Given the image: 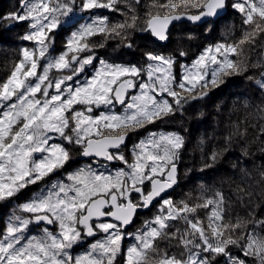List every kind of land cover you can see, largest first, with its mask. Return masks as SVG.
<instances>
[{"label": "snow or ice", "instance_id": "obj_1", "mask_svg": "<svg viewBox=\"0 0 264 264\" xmlns=\"http://www.w3.org/2000/svg\"><path fill=\"white\" fill-rule=\"evenodd\" d=\"M120 4L135 13L143 0H22L20 11L0 17L25 22L22 39L34 44L22 49V59L0 83V203L16 201L0 228V264H118V257L120 264H264V211L253 208L249 219L225 222L227 200L220 190L201 196L202 203L175 202L168 190L177 184L185 138L148 130L180 111L187 100L207 96L224 77L241 74L233 57L254 41L256 32H264V0H234L231 5L228 0H153L149 7L163 11L147 12L141 30L159 41L169 39L173 21L198 22L229 6L243 14L245 24L255 25L238 42L206 46L190 65H180L181 75L174 69L178 57L187 55L182 50L167 56L146 51L144 64L110 63L96 54L103 44L93 43L92 37L134 29L137 16L113 26L104 15L79 27L73 18L77 11L98 9L127 15ZM192 8L194 14L188 11ZM64 17L70 34L53 56L54 30ZM133 44L129 40L126 47ZM251 67L261 71L247 79L264 92V62ZM258 111L264 113V106ZM142 131L147 134L126 155L127 141ZM259 131L264 134V125ZM246 134L247 127L241 131L234 123L225 142ZM225 150H212L203 168L214 167ZM260 175L264 178V171ZM33 186L38 190L20 202ZM234 191L240 201L252 195L240 184ZM157 204L153 218L129 233L140 210ZM200 209L209 210L203 220L196 215ZM172 221L186 227L171 231ZM33 231L38 234L30 235ZM234 233L240 234L233 238ZM129 235L134 242L125 248ZM163 240H174L183 251L170 253L161 248ZM85 244L84 251L74 254Z\"/></svg>", "mask_w": 264, "mask_h": 264}, {"label": "trees", "instance_id": "obj_2", "mask_svg": "<svg viewBox=\"0 0 264 264\" xmlns=\"http://www.w3.org/2000/svg\"><path fill=\"white\" fill-rule=\"evenodd\" d=\"M152 2L153 0H143V4L135 13L128 11L124 4H120L119 7L127 11V15L105 10L108 13L109 26L123 24L126 20L131 23L132 15H136L137 20L134 29L128 28L123 31L117 29L121 31V35L113 33L107 37L104 35L92 37L93 43L103 44V47L96 48V54L110 63L142 64L146 50L138 49L137 46L154 45L149 32L141 30L145 27L146 13L163 11L150 8ZM21 3L22 0H0V17L13 11H20ZM188 11L194 14L196 9ZM231 13L232 10L228 7L227 14L222 19L202 27L187 24L172 27L169 32L171 54L181 50L187 53L186 56L178 57V64L192 60L198 51L206 46L224 41L235 43L243 39L245 33L254 31L255 25L245 24L242 13L237 10L234 15ZM256 19L259 21V17ZM62 21L66 22L65 27L68 28L67 18H62ZM76 22L79 24L81 20ZM27 30L25 22L13 23L3 20L0 23V83L7 79L14 65L21 59L20 47L25 43L22 36ZM59 33H62L58 37L61 41L55 40L62 50L69 31ZM129 40L134 41L132 48L126 47ZM241 47L242 54L233 57L240 64L241 74L224 77L223 83L216 91L211 88L207 96L187 100L180 111L160 122V128L165 132H178L185 138V146L180 151L177 162L178 185L171 193V198L175 202L184 200L190 204H198L202 203L201 196L211 197L216 190H220L227 200L224 220L225 222L230 220L232 223L238 218L249 219L247 213L253 208L258 213L264 211V178L260 175L261 171H264V134L259 131L261 125H264V119L261 118L264 113L258 111L260 106H264L262 105L264 92L247 79L249 75L261 71L259 68H252L251 65L257 61L264 62V32H256L254 41ZM234 123L241 125V131L247 127V134L243 137L234 136L231 143L226 144L225 137L232 131ZM221 148L226 150L218 163L212 168H203L211 151ZM241 169L246 170L248 175L244 176ZM237 184L250 190L251 197L245 196L243 201L238 200L234 191ZM208 211L200 209L196 215L203 220ZM171 223L174 225L171 231H175L176 228L183 230L186 227L183 221ZM239 234L234 233L233 238ZM160 246L167 247L170 253L176 255L183 251L176 246L174 240L170 243L163 240ZM237 252L238 249L233 248V253Z\"/></svg>", "mask_w": 264, "mask_h": 264}, {"label": "rangeland", "instance_id": "obj_3", "mask_svg": "<svg viewBox=\"0 0 264 264\" xmlns=\"http://www.w3.org/2000/svg\"><path fill=\"white\" fill-rule=\"evenodd\" d=\"M231 2L233 3L234 0H231ZM230 8H231L232 11H233V10H236V9H234V8H232V7H230ZM235 12H236V11H235ZM95 15H97V14H94L93 12H90V13L86 14V15L84 16V19H83L79 24H77V27H79V25H81V24L91 23L92 19L95 18ZM77 18H78V15L75 14V16H74V18H73L74 21H78ZM2 21H3V20L0 19V23H1ZM65 24H66V22L62 21V22H61V26L58 27L56 30H54L55 33L57 32L56 35H55V39L58 40V37L62 35V33H59V34H58L59 31H62V32H64V33H66V32L68 31V28L65 27ZM72 30H75V29H72ZM69 34H70V33H69ZM67 37H68V35L66 36V39H67ZM66 39H65V41H66ZM59 40H60V39H59ZM59 40H58V41H59ZM23 41H24V40H23ZM60 41H61V40H60ZM24 42H25V43L20 47L21 59H22V49H23V48H29V49H32V48L34 47L33 42H31V41H24ZM59 45H60V44L56 43V46H54V48H55L56 51H57V49H58L57 52L55 51V52L51 53V50H50V54H51V55L55 56V55H58V54L60 53L61 48H59ZM203 49H204V48H203ZM203 49H202V50H203ZM202 50H201V51H202ZM201 51H200V52H201ZM200 52H199V54H200ZM199 54H198V55H199ZM198 55H197V56H198ZM197 56H196V57H197ZM196 57H194V59H195ZM194 59H192V60H190V61H188V62H184V63H182V64H180V65H184V64H189V65H190L191 62H192ZM180 65H179V69H178V75H181V74H182V70H181ZM97 66H98V65H97ZM89 71H90V70H89ZM85 75H87V74H85ZM83 79H84V77H81V80H83ZM137 91H138V90H137ZM140 138H143V136H140V135H139V136H138V135H133V136H132V140H131L132 142L129 144V150H130V151H131L132 145H133L134 143L138 142V140H139ZM59 178H60V177H53V179H59ZM35 191H36V190H34V189H31V190H25V194L21 197L22 202H23V199L30 198L31 195H32ZM14 202L16 203V201H14ZM12 204H14V203H13V202L10 203V204H9V203H0V211L5 212V211H6V207H7V206L11 207ZM158 207H159V205L157 204V205L153 208V210H151L149 213L145 214V215L141 218V221L139 222V224L137 225V227L128 230L129 233H134V232L136 231V229L141 228V227L144 225V222H145V221L151 220V219L153 218V216L156 214ZM35 234H38V233H37V232H34V233L30 234V235H35ZM98 238H100V237H98ZM133 242H134L133 237H132L131 235L127 236L126 239H125V241H124L125 248L127 247L128 244H131V243H133ZM86 248H87V244H86V246H85L83 249L76 251L75 254H78V253L84 251ZM117 260H118V264H120V262H121V258L118 257Z\"/></svg>", "mask_w": 264, "mask_h": 264}, {"label": "flooded vegetation", "instance_id": "obj_4", "mask_svg": "<svg viewBox=\"0 0 264 264\" xmlns=\"http://www.w3.org/2000/svg\"><path fill=\"white\" fill-rule=\"evenodd\" d=\"M232 4V2H231V0H230V5ZM230 7V6H229ZM103 9H98V10H92L91 12H93L94 14H97V15H104V16H107V12L105 11L106 9H104L103 11H102ZM235 11L236 10H233L232 11V13H231V15L233 14H235ZM88 13H90V12H83V13H81V12H79V11H77L76 12V14L78 15V18H77V20L78 21H82L83 19H84V16L86 15V14H88ZM67 18V17H66ZM179 25H181V24H179ZM174 26H176V25H174ZM174 26H172V27H174ZM171 27V28H172ZM171 28L169 29V31H168V33L170 32V30H171ZM57 33V32H56ZM56 33H55V35H56ZM149 35H150V40L153 42V44L154 45H142V46H137V48L138 49H143V50H146V51H154V52H159V53H161V54H163V55H165V56H167V55H172L171 54V52H170V50H169V41H168V43L167 44H164V45H160V44H155L154 43V41L152 40V37H151V34L149 33ZM54 46H56V40H55V44H54ZM59 48H61V47H59ZM202 49H200L199 51H198V53L196 54V56L199 54V52L201 51ZM57 51H58V49H57ZM56 51V52H57ZM51 53H53V52H51ZM195 56V57H196ZM194 59V58H193ZM145 63V60L143 61V63L142 64H144ZM180 64H182V63H179L178 65H177V67L174 69V71L178 74V69H179V65ZM85 74H88L87 72L85 73ZM81 77H84V76H81ZM213 90L214 91H216L217 90V87H215V88H213ZM148 130L149 131H164L163 129H161L160 128V122H157V124L156 125H149L148 126ZM147 133L146 132H141L139 135L140 136H144V135H146ZM138 135V136H139ZM132 140V137H131V139H129L128 140V149L126 150V152H125V154L126 155H130V150H129V144L132 142L131 141ZM80 157H77V159H79ZM80 160V159H79ZM81 161V163H86L87 162V160L85 161V160H80ZM120 165H119V163L118 162H115V167H119ZM110 169L111 170H114L113 168H112V166L110 165ZM69 170H71V169H69ZM32 189H34V190H38V189H36L35 188V186H33V188ZM20 202H22V199L20 200ZM14 204H12V206L11 207H9V206H7L6 207V211L5 212H2V211H0V228H2L3 226H4V224L7 222V220H8V217L12 214V210H13V208L15 207V202H13ZM150 212V211H149ZM149 212H147V213H149ZM147 213H144V214H139L136 218H135V221H134V225H133V227L132 228H134V227H136L138 224H139V222L141 221V218L145 215V214H147ZM131 228V229H132ZM130 230V229H129ZM35 231H33L32 233H34ZM32 233H30V234H32ZM98 238V237H97ZM91 240H92V238H89V242H91ZM86 246V244L83 246V247H77L76 249H75V252L76 251H78V250H81V249H83L84 247ZM75 252H74V254H75Z\"/></svg>", "mask_w": 264, "mask_h": 264}, {"label": "water", "instance_id": "obj_5", "mask_svg": "<svg viewBox=\"0 0 264 264\" xmlns=\"http://www.w3.org/2000/svg\"><path fill=\"white\" fill-rule=\"evenodd\" d=\"M228 3H229V0H228ZM227 11H228V8H226L224 10H221L220 11V14L218 16H215V17H207V18H204V19H202L201 21H198V22H193L191 20H188L187 18H182L180 20L173 21L169 25V29L172 26L179 25V24H187V25L192 26V27H201V26H204V25H206V24H208L210 22H218L220 19H222L227 14ZM169 29H168V31H169ZM151 37H152V40L154 41L155 44L164 45V44H167L168 41H169V39L167 41H159L157 38L153 37L152 35H151ZM127 144H128V141H127ZM79 159L80 160H85V161L87 160V158H83V157H80ZM177 168H178V164H177ZM177 177H178V172H177ZM177 185H178V180H177V184L174 185L173 189H169L168 190L169 195H171V193L175 191ZM154 207H151L150 209H141L140 212H139V214L147 213V212L151 211ZM133 225H134V223L131 226H129L128 230L131 229L133 227Z\"/></svg>", "mask_w": 264, "mask_h": 264}]
</instances>
